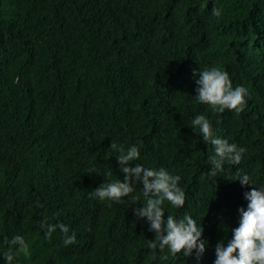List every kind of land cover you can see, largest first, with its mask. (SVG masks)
<instances>
[{
	"label": "trees",
	"instance_id": "trees-1",
	"mask_svg": "<svg viewBox=\"0 0 264 264\" xmlns=\"http://www.w3.org/2000/svg\"><path fill=\"white\" fill-rule=\"evenodd\" d=\"M211 66L249 90L244 112L197 101L193 71ZM197 114L247 149L240 165L209 175ZM112 141L139 146L132 166L181 177L186 205L165 201V218L212 207L197 222L214 238L202 236L199 260L148 247L154 233L133 213L142 183L136 204L89 195L123 180ZM238 172L264 185V0H0V264L15 235L31 255L14 249L12 264H213L253 187L233 181ZM45 218L76 243L65 247L59 229L46 239Z\"/></svg>",
	"mask_w": 264,
	"mask_h": 264
},
{
	"label": "clouds",
	"instance_id": "clouds-1",
	"mask_svg": "<svg viewBox=\"0 0 264 264\" xmlns=\"http://www.w3.org/2000/svg\"><path fill=\"white\" fill-rule=\"evenodd\" d=\"M222 11L221 8L214 7L212 15L218 18ZM193 77L198 102L209 105L213 111L221 114L225 110L235 111L237 114L244 112L249 90L242 85L234 87L226 70L216 66L205 67L198 71L194 70ZM191 125L195 132L198 130L203 142L212 146L213 154L208 157L211 167L209 175L216 177L218 173L223 172L226 162L231 165L241 164L247 149L217 136L211 121L204 114H197ZM109 147L119 153L116 158L120 172L123 173V180L102 183L89 195L101 201L123 204L128 200L129 203L136 204L139 199L134 195L136 185L142 183L145 203L142 207L133 208V213L139 219L146 218L149 231L154 233V239L148 241V247L152 250H163L167 247L173 258L180 253L188 257L195 252V257L199 260L206 244L202 236L209 238L210 242L214 238L203 231L197 222L203 212L210 213L209 208L212 207L206 208L205 202H201L192 212H189L190 206L187 207L181 218L172 214H167L165 218L163 207L165 201L178 209L186 205V193L179 186L181 177L171 174L164 167L146 168L140 163L132 166V162L140 158L138 145L125 149L123 145L112 141ZM107 175H111V172ZM233 181H239L241 186L253 185L250 176L243 172H238ZM242 197L244 201L238 209V226L231 229V239L227 242L220 240L213 245L215 247L213 264H264V185L259 187L253 185L249 191L242 194ZM40 228L46 239H51L53 232L59 229L65 247L76 243L75 232L70 233L69 226L63 223H49L45 218L40 222ZM2 244L7 246L3 253L7 264H12L14 249L15 253L30 258V245L24 236L15 235L11 240L5 237ZM164 259H167V256Z\"/></svg>",
	"mask_w": 264,
	"mask_h": 264
}]
</instances>
